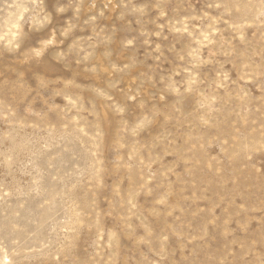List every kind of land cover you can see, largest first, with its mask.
Here are the masks:
<instances>
[{
  "label": "rangeland",
  "instance_id": "rangeland-1",
  "mask_svg": "<svg viewBox=\"0 0 264 264\" xmlns=\"http://www.w3.org/2000/svg\"><path fill=\"white\" fill-rule=\"evenodd\" d=\"M0 264H264V0H0Z\"/></svg>",
  "mask_w": 264,
  "mask_h": 264
}]
</instances>
